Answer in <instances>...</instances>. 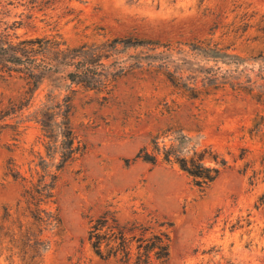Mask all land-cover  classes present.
Returning a JSON list of instances; mask_svg holds the SVG:
<instances>
[{
  "label": "rangeland",
  "instance_id": "obj_1",
  "mask_svg": "<svg viewBox=\"0 0 264 264\" xmlns=\"http://www.w3.org/2000/svg\"><path fill=\"white\" fill-rule=\"evenodd\" d=\"M6 27L91 54L95 85L0 78V264H137L159 235L163 264H264V0H0ZM202 150L204 187L175 161ZM103 215L128 255L94 253Z\"/></svg>",
  "mask_w": 264,
  "mask_h": 264
},
{
  "label": "trees",
  "instance_id": "obj_2",
  "mask_svg": "<svg viewBox=\"0 0 264 264\" xmlns=\"http://www.w3.org/2000/svg\"><path fill=\"white\" fill-rule=\"evenodd\" d=\"M7 27L0 31V78H22L25 80L27 87L33 92L38 88L42 80L50 73L59 67L63 69L70 68L66 73V77L71 83L81 84L86 87L93 86L91 84L90 73L95 68V61L92 60L93 56L90 54L89 59L85 58L81 64H72L73 58L82 53L81 50L76 48H69L65 46L60 48L61 42L53 41L42 37L25 38L13 40L10 33L6 31ZM114 43H121L124 47L136 45L130 38H115L112 40ZM82 57V56H81ZM97 60V59H96ZM96 83V82H95ZM64 123L68 124V110L62 112ZM42 125L47 127V121ZM136 157L150 163L156 162V156L148 151L141 149ZM168 158V155L165 154ZM205 151L202 150L195 153L194 156L189 158L176 157L175 161L179 167L190 175L195 184L204 187L210 184L218 175V167L207 166L204 163ZM216 162V159L213 158ZM217 163H223L219 161ZM88 240L94 253L102 259L108 258L111 255L102 254V246H107L109 249H122L127 254L128 244L125 240L123 233L119 236L114 231H110L108 226V218L103 215L97 218L91 225L88 231ZM144 258L139 259L137 264H151L149 253H155L154 257L161 261L167 259L168 256V239L165 235L155 237V240L150 245L145 247ZM158 249V250H156ZM125 261L129 260L125 256ZM136 264V263H133Z\"/></svg>",
  "mask_w": 264,
  "mask_h": 264
}]
</instances>
